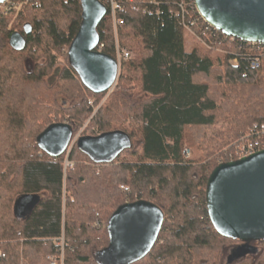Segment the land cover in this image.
I'll return each mask as SVG.
<instances>
[{
	"label": "trees",
	"instance_id": "trees-1",
	"mask_svg": "<svg viewBox=\"0 0 264 264\" xmlns=\"http://www.w3.org/2000/svg\"><path fill=\"white\" fill-rule=\"evenodd\" d=\"M100 1L96 50L115 58L117 44L135 54L120 62L116 87L101 105L107 90L86 87L68 56L80 0H29L10 28V14L0 13V264H51L61 236L62 264H99L94 253L109 246L112 213L139 200L157 206L163 220L149 252L128 264H221L231 239L211 224L206 182L233 158L238 141L264 124V52L254 65L248 43L205 30L189 6L182 17L188 0H114L116 32L110 2ZM182 21L209 47L230 44L232 51L187 49ZM14 31L25 39L22 50L8 44ZM54 114L66 122L52 121ZM86 121L81 136L121 132L130 146L97 162L77 139L57 157L36 142L51 123L69 124L73 138ZM27 195L38 200L18 216L14 202ZM256 257L251 264H264L260 251ZM247 258L232 264H249Z\"/></svg>",
	"mask_w": 264,
	"mask_h": 264
},
{
	"label": "water",
	"instance_id": "water-1",
	"mask_svg": "<svg viewBox=\"0 0 264 264\" xmlns=\"http://www.w3.org/2000/svg\"><path fill=\"white\" fill-rule=\"evenodd\" d=\"M5 1L0 0V5ZM80 1L81 22L68 48L69 60L86 87L96 92L109 90L116 80L118 63L96 50V27L105 6L100 0ZM194 4L201 17L224 35L264 42V0H194ZM23 30L28 34L30 25L25 23ZM8 44L22 50L25 39L14 31ZM71 138L69 124L54 122L37 135L36 142L46 154L57 157L67 150ZM76 142L97 162L110 161L130 146V139L121 132L81 136ZM37 200L34 195L17 198L14 213L27 215ZM205 202L213 228L221 236L242 243L238 248L264 241V149L219 163L208 176ZM162 220V211L150 202L139 200L119 206L109 219L110 243L103 250L112 253L118 264L142 258L155 243Z\"/></svg>",
	"mask_w": 264,
	"mask_h": 264
},
{
	"label": "rangeland",
	"instance_id": "rangeland-1",
	"mask_svg": "<svg viewBox=\"0 0 264 264\" xmlns=\"http://www.w3.org/2000/svg\"><path fill=\"white\" fill-rule=\"evenodd\" d=\"M1 11H2V7H0V13H1ZM16 17L17 16H16L15 13L10 14V20H9L10 24H9V27L8 28H10L11 24L14 22V20L16 19ZM184 35H185V42H186L187 49H190V48L194 47L195 45H197V46H199L200 48H202L203 50H206V51L213 50L218 55H225V54L229 53V51L231 52L232 49H233L231 46H229L230 44L229 45H226V48L225 47L221 48L220 46H214L213 48L212 47H209L207 44H205L203 41H201L202 39H198L196 36H194L192 33H190L186 29H184ZM226 41L228 43H232V40H230L229 38L226 39ZM2 43L3 42L0 39V47H1ZM129 51L132 52V56H133L132 59L135 58L134 52L131 51V50H129ZM58 60L60 62H62V59L60 57L58 58ZM121 61H123V60H121ZM30 65H31V63H30ZM119 72H120V68L118 67L116 80H115L113 86L109 90H107L106 94L102 97L101 102L99 103V105H101L104 102V100L108 97V95L116 87V82H117V78H118ZM129 86L131 88H133V84H130ZM135 92H137V91L135 90ZM98 107L99 106L93 108L92 114L95 113V111L97 110ZM55 115L56 114L50 115V118L52 119V121L53 120H56V119H60V120L63 119V121L66 122L67 116H65L64 118H62L61 115H58L57 117ZM87 121L84 122L83 126L80 127L78 129V131H76V133L74 134V136H73V138H72V140H71V142H70V144H69V146H68V148L66 150V154L73 147V144H74L75 140L79 136L83 135L84 128L87 125ZM133 145L134 146H137V140H135L133 142ZM184 153H185V155L187 157L194 156V154L192 153V151H190L189 149H185ZM60 238H62L63 240H58V241H55V242L57 243V246H59L60 243L64 246L65 245V243H64V237L61 236ZM261 242H252V243H249V246L248 247L238 248V247H240L242 245V243H240L238 240H231V242L228 243L227 245H225V247L223 248V251H222V254H221V264H232L235 260H238V259H240L242 257H245V256H248L247 261H248L249 264H251V262L252 263H255V261L257 260V257L256 258H252V256L255 257L256 256V253L258 251H260V254H261V257L259 259V262H262V261L264 262V241H261ZM49 257H48V260L51 263V260L49 259ZM94 257L101 264H118V262L115 259V256L112 253L108 252L107 250L96 251L94 253ZM62 261H63V257H62V259H60V256H59L57 258V264H62ZM257 263H258V261H257Z\"/></svg>",
	"mask_w": 264,
	"mask_h": 264
},
{
	"label": "built area",
	"instance_id": "built-area-1",
	"mask_svg": "<svg viewBox=\"0 0 264 264\" xmlns=\"http://www.w3.org/2000/svg\"><path fill=\"white\" fill-rule=\"evenodd\" d=\"M108 1L110 2L111 10H112L113 29H114V32H116V28H117L118 24L120 23V20L115 18V10L120 9V6L114 0H108ZM28 2H29V0H6L3 4H1L2 6L0 5V7H2L1 13L11 14L14 12L15 14H17L19 11L22 10L24 5H26ZM186 6L193 8L198 13V11L195 7V4H194V0H188V1H185L184 3L182 2V6H181V10H180V12L182 13L181 14L182 17H183V13H184ZM198 15L202 19L205 30L211 31V28H214V27L212 25H210L208 22H206L205 19H203L199 13H198ZM182 25L186 30H188L190 33H192L198 39H201L202 34L199 35L186 22H183ZM202 33L204 35V32H202ZM221 34L225 37V39H227V38H229L230 40L234 39L232 37L224 35L223 33H221ZM246 43H248V45L251 48L250 50H252V52H253L252 53L253 56H255L252 58L253 62L255 63L254 65H258L259 56L264 52V42H246ZM115 51H116L115 60L118 63V67L120 65L121 60H126V59H130L133 57L132 52H130L126 49L120 48L117 44L115 47ZM254 65L252 63V66H254ZM253 135H259V137H260V135H264V124L261 125L260 128H254V130L252 129L250 131V133H248L247 135H245L244 137H242L238 141V143L235 147V150L233 152V158L231 160L240 159V158L246 157L250 154H253L257 151L264 149V139H259L258 137H256L253 140L252 138H250ZM59 240H63V239L60 238ZM58 253H59L60 259H62V257H63V245L61 243L58 246ZM49 259L51 260L52 264H57V258L56 257L50 256Z\"/></svg>",
	"mask_w": 264,
	"mask_h": 264
}]
</instances>
